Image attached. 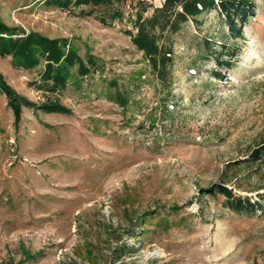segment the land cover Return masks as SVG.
Segmentation results:
<instances>
[{"label":"rangeland","instance_id":"rangeland-1","mask_svg":"<svg viewBox=\"0 0 264 264\" xmlns=\"http://www.w3.org/2000/svg\"><path fill=\"white\" fill-rule=\"evenodd\" d=\"M113 1L123 18L113 4L0 0V21L67 40L90 66L51 91L43 65L0 55L32 104L16 121L0 89V264H264V0L236 34L217 10L187 21L163 74L128 30L164 0ZM219 183L263 207L233 211L204 190Z\"/></svg>","mask_w":264,"mask_h":264},{"label":"trees","instance_id":"trees-1","mask_svg":"<svg viewBox=\"0 0 264 264\" xmlns=\"http://www.w3.org/2000/svg\"><path fill=\"white\" fill-rule=\"evenodd\" d=\"M63 7L70 5L91 6V9L108 4L111 8V18H123L124 12L120 6H115L113 0H50ZM127 0H117L116 5ZM139 3H145L140 0ZM253 0H164L162 5L154 7L151 15L145 16L146 6L137 12L133 22V29L128 30L134 45L142 50L153 69L163 74L172 61L173 55V38L182 26L189 20L198 22L203 14L210 10H217L225 16L229 29L233 34L240 31L239 23L246 21L253 10ZM106 11V8H105ZM104 11V12H105ZM107 15L99 16L103 23L107 22ZM223 44L227 47L228 34L222 36ZM67 40L60 38H50L40 32L29 31L21 32L12 28L6 23L0 21V55H9L12 57L13 64L24 69H33L43 65L40 72L42 81L48 83V89L56 91L66 85L68 79L64 69L78 66L81 74L89 72V65L84 61L82 56L68 46ZM201 45L204 49L210 48L211 53L216 55L218 46L213 47L211 38L202 39ZM68 47V48H67ZM218 61L219 58H218ZM228 61L222 60L221 64L225 65ZM58 66V67H57ZM62 67V68H61ZM218 76V74H216ZM0 89L6 94L8 105L12 108L15 120H20V112L23 105H32L25 96L18 93L7 82L4 75L0 73ZM41 106L48 111L68 110L66 107L51 101H44ZM254 160L264 156V140L252 152ZM252 160V159H251ZM208 194L217 192L223 195L226 202L235 212L252 213L256 207H263L259 200H251L248 196H242L233 191V188L223 183L214 184L204 188Z\"/></svg>","mask_w":264,"mask_h":264},{"label":"built area","instance_id":"built-area-1","mask_svg":"<svg viewBox=\"0 0 264 264\" xmlns=\"http://www.w3.org/2000/svg\"><path fill=\"white\" fill-rule=\"evenodd\" d=\"M127 5H128V7H130V5H131V4H130V1H127Z\"/></svg>","mask_w":264,"mask_h":264}]
</instances>
